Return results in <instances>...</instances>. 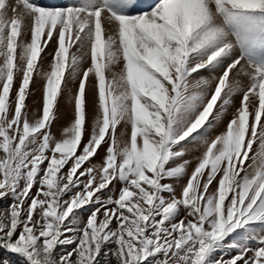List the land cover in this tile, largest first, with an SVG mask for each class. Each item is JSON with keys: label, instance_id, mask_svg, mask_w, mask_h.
<instances>
[{"label": "snow or ice", "instance_id": "obj_1", "mask_svg": "<svg viewBox=\"0 0 264 264\" xmlns=\"http://www.w3.org/2000/svg\"><path fill=\"white\" fill-rule=\"evenodd\" d=\"M0 264H264V0H0Z\"/></svg>", "mask_w": 264, "mask_h": 264}, {"label": "rangeland", "instance_id": "obj_2", "mask_svg": "<svg viewBox=\"0 0 264 264\" xmlns=\"http://www.w3.org/2000/svg\"><path fill=\"white\" fill-rule=\"evenodd\" d=\"M40 2H45V0H40ZM55 46L51 45L47 50L46 53L44 54V65L45 67L48 66L49 62L51 61L52 57L50 55H48L47 53L51 52L53 50ZM205 75H207V73H204ZM43 80H40L39 78L36 79V83L33 87V95L27 100V105L29 108V113L31 115V112L33 110H35L37 107H39V102L41 101L42 98V85H43ZM73 88H75V86L73 85ZM239 97H236V101L237 103L239 102ZM60 108H61V114H62V119L59 122V124L55 125L53 127V131H57V128L60 127L61 124H67L68 121H70L72 119V107L69 106L66 103V97L65 98H61L60 99ZM227 119V118H226ZM100 155H103V152L101 151ZM99 157H96V160H98ZM95 162V160H94ZM7 255V254H5Z\"/></svg>", "mask_w": 264, "mask_h": 264}]
</instances>
